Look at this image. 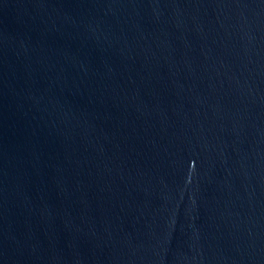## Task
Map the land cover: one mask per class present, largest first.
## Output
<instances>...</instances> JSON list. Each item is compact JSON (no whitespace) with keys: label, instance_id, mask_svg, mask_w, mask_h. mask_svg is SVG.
<instances>
[{"label":"water","instance_id":"water-1","mask_svg":"<svg viewBox=\"0 0 264 264\" xmlns=\"http://www.w3.org/2000/svg\"><path fill=\"white\" fill-rule=\"evenodd\" d=\"M0 264H264V0H0Z\"/></svg>","mask_w":264,"mask_h":264}]
</instances>
